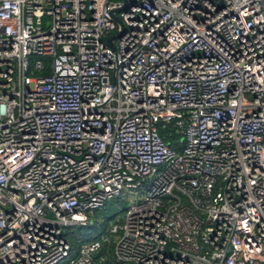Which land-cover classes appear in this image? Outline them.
<instances>
[{"label": "built area", "instance_id": "2783aa9c", "mask_svg": "<svg viewBox=\"0 0 264 264\" xmlns=\"http://www.w3.org/2000/svg\"><path fill=\"white\" fill-rule=\"evenodd\" d=\"M106 243L264 264V0H0V264H98Z\"/></svg>", "mask_w": 264, "mask_h": 264}, {"label": "rangeland", "instance_id": "374dc122", "mask_svg": "<svg viewBox=\"0 0 264 264\" xmlns=\"http://www.w3.org/2000/svg\"><path fill=\"white\" fill-rule=\"evenodd\" d=\"M138 192L139 191L136 189H125L122 196L108 200L102 208L90 213V218L94 221L93 226L81 228L72 227L71 230L75 233L74 235L76 240H81L84 237L88 238L91 236L92 232L93 234H95L96 231L97 234L102 231L105 232L111 227L112 223H121L125 213L127 212L129 204L138 195ZM73 248L74 254L78 249L77 244H73ZM73 254L61 261L59 264H67L73 257Z\"/></svg>", "mask_w": 264, "mask_h": 264}, {"label": "trees", "instance_id": "16d2710c", "mask_svg": "<svg viewBox=\"0 0 264 264\" xmlns=\"http://www.w3.org/2000/svg\"><path fill=\"white\" fill-rule=\"evenodd\" d=\"M48 71V70H47ZM168 142H170V138L166 139ZM173 141H175V138L173 139ZM74 232H68L67 233V237L70 240V242L72 244H78L81 240H89V239H93L94 237L97 236V231L95 232V234H93V232L91 233V236L88 238H83L81 240H76V237L74 235ZM93 234V235H92ZM113 248H114V244L113 243H106L102 250L100 251L99 255L96 257V261L98 262V264H123V263H118L115 261L114 256H113ZM104 256L106 258L105 261H101V257Z\"/></svg>", "mask_w": 264, "mask_h": 264}, {"label": "water", "instance_id": "95a60500", "mask_svg": "<svg viewBox=\"0 0 264 264\" xmlns=\"http://www.w3.org/2000/svg\"><path fill=\"white\" fill-rule=\"evenodd\" d=\"M112 40H109V42H110V44H112V42H111ZM97 255H98V253L97 252H95L94 254H93V256L94 257H97Z\"/></svg>", "mask_w": 264, "mask_h": 264}]
</instances>
